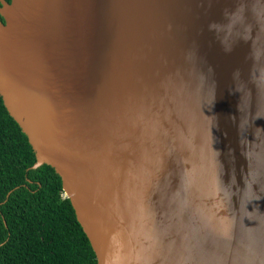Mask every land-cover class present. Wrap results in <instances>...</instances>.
<instances>
[{
	"label": "water",
	"instance_id": "1",
	"mask_svg": "<svg viewBox=\"0 0 264 264\" xmlns=\"http://www.w3.org/2000/svg\"><path fill=\"white\" fill-rule=\"evenodd\" d=\"M0 98L96 264H264V0H0Z\"/></svg>",
	"mask_w": 264,
	"mask_h": 264
},
{
	"label": "trees",
	"instance_id": "2",
	"mask_svg": "<svg viewBox=\"0 0 264 264\" xmlns=\"http://www.w3.org/2000/svg\"><path fill=\"white\" fill-rule=\"evenodd\" d=\"M34 161L0 98V264H96L59 176Z\"/></svg>",
	"mask_w": 264,
	"mask_h": 264
},
{
	"label": "bare ground",
	"instance_id": "3",
	"mask_svg": "<svg viewBox=\"0 0 264 264\" xmlns=\"http://www.w3.org/2000/svg\"><path fill=\"white\" fill-rule=\"evenodd\" d=\"M218 152H216L217 154ZM234 174V171L233 169H227L226 167L222 166V165H219V170L217 173H215L213 176H214V179L212 178H207L205 176V179L206 181L208 182V184H217V185H226V184H234V185H237L238 184V181L235 179V175L233 176ZM235 236H237V233L234 234ZM242 251V250H240ZM239 252V250L237 251ZM246 260H249V257L246 253Z\"/></svg>",
	"mask_w": 264,
	"mask_h": 264
},
{
	"label": "built area",
	"instance_id": "4",
	"mask_svg": "<svg viewBox=\"0 0 264 264\" xmlns=\"http://www.w3.org/2000/svg\"><path fill=\"white\" fill-rule=\"evenodd\" d=\"M61 198H64L66 195L65 193L62 191V193L60 194Z\"/></svg>",
	"mask_w": 264,
	"mask_h": 264
},
{
	"label": "clouds",
	"instance_id": "5",
	"mask_svg": "<svg viewBox=\"0 0 264 264\" xmlns=\"http://www.w3.org/2000/svg\"><path fill=\"white\" fill-rule=\"evenodd\" d=\"M66 197V196H65Z\"/></svg>",
	"mask_w": 264,
	"mask_h": 264
}]
</instances>
